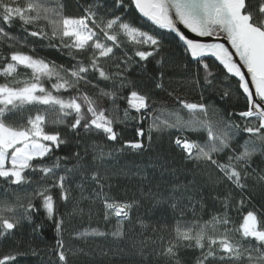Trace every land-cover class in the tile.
Masks as SVG:
<instances>
[{"label": "snow or ice", "instance_id": "1", "mask_svg": "<svg viewBox=\"0 0 264 264\" xmlns=\"http://www.w3.org/2000/svg\"><path fill=\"white\" fill-rule=\"evenodd\" d=\"M79 7V15H67L63 0H0V244L42 212L55 223L56 264H69L59 206L73 204L69 221L83 214L72 196L79 180L75 187L81 192L86 183L93 185L91 196L80 199L99 202L97 214L108 227L77 232V238L124 240L137 225L146 230L150 225L133 212L142 200H154L168 202L176 215L172 225H151V234L140 233L139 246L133 245L139 264L145 256L181 264L182 249L199 253L191 264H264V205L257 207L246 195L250 182L264 188V0H85ZM180 25L198 37L217 39L189 38ZM168 34L183 42L188 63L196 65L190 83L199 89L196 102L168 92L180 106L171 111L162 103L156 107L149 85L132 78L150 60L163 66ZM42 52H54L64 62ZM209 58L218 61L221 72L212 71ZM21 68L25 75L18 78ZM164 75L160 71L151 80L155 89H164ZM229 79L236 80L245 103L243 110L225 113L206 102L205 94L221 102L231 99V88L223 87ZM164 112L170 119H161ZM130 121L136 122V138L122 140L118 127ZM164 133L192 165L193 179L171 185L167 196L151 184L147 191L138 188L139 199L111 195L106 161L126 150L149 151L155 134ZM91 136L107 143H86ZM69 137L76 150L62 155ZM195 175L205 184L198 185ZM222 185L225 190L211 197L220 209L203 219L196 206L203 210L204 197L195 196ZM185 200L192 207L190 220ZM232 212L240 218L238 227ZM21 255L10 251L0 264H16Z\"/></svg>", "mask_w": 264, "mask_h": 264}, {"label": "trees", "instance_id": "2", "mask_svg": "<svg viewBox=\"0 0 264 264\" xmlns=\"http://www.w3.org/2000/svg\"><path fill=\"white\" fill-rule=\"evenodd\" d=\"M65 4V13L67 15H79L80 5L85 3V0H63ZM18 29L19 25H15ZM41 55H48L52 59H57L58 62H64L58 54L54 52L44 53ZM164 57L163 66L157 65L155 60H150L143 70L137 68L132 73L134 80L143 81L149 85L153 100L157 102L155 105L159 107L160 104L167 106L171 111L173 108L178 109L180 106L174 99L170 97L168 92L175 90L174 95L180 96L191 102L199 100V89L190 83L191 74L195 70V64H189L188 58L183 53V44H181L172 34H168L165 40V50L161 53ZM159 59V57H157ZM213 72H221L222 68L214 61L208 59L207 61ZM188 64V68L184 67ZM160 71L164 72V89H155L151 80L157 77ZM20 77L23 78L25 70L20 69ZM203 76V72H201ZM222 79L218 77L219 81ZM104 85H101L103 87ZM224 88H231L232 98L223 102L219 101L215 94L211 97L206 93V102L215 103L217 108L221 112H228L235 109L236 111L243 110L244 97L237 91V84L235 79H229L227 83L223 85ZM90 91V90H89ZM222 91V89H220ZM124 95H127V90ZM120 107L123 109L127 107L126 101H118ZM108 106V105H106ZM132 115H135L133 110ZM161 115V119H170L168 112H164ZM181 115L187 119L188 114L186 111H182ZM147 127V122L144 124ZM61 131L68 135L67 130L61 128ZM136 122L130 121L129 123L119 126L118 131L121 133L122 140H132L136 138ZM173 132L171 135H176ZM169 133L155 134V142L149 151L136 154L127 151L118 156L114 160H107L106 166L109 174V181L112 185L111 195L118 199H139L138 188L143 185L145 191L147 186L151 184L153 190H156V185H159L160 191L165 196L168 195V189L173 184H184L188 180L193 179V174H190L192 169L191 164L183 162L180 154L171 146L169 140ZM69 147L65 148L60 154H70L75 151V139L71 138ZM244 139H247L245 136ZM97 140L98 142H104L103 137L91 136L85 141ZM238 143H243V139ZM119 145H109V147H118ZM235 146V145H234ZM81 151L83 148L80 149ZM89 159L91 157L89 156ZM257 161L259 157L256 158ZM161 165H165L169 170L175 169V174L170 171H165ZM255 166V165H254ZM264 167V165H262ZM139 170V174H137ZM147 177V179H144ZM195 180L198 185L205 184V179L201 175H195ZM75 183H79L76 180L73 183L72 196L75 200L79 201V208L83 209V214H73L69 221L67 214L72 213L73 204L69 203L67 206L61 204L59 206V214L65 216V227L67 231L64 232L65 247L71 250L69 254V264H139L140 256L136 254L133 245L139 246L140 233L143 231L145 234H151V225L167 224L172 225L174 223V216L176 213L169 206L168 202H162L156 204L154 200H142L141 207L134 210V218L139 215L143 218L150 227L146 230H142L138 225L134 229L129 230L128 236L124 240L104 239L101 237H90L87 240L80 239L75 236L77 232H83L90 228H100L106 230L108 226L104 225L102 215H98L97 212L100 209L99 202L92 204L88 199H80L81 195L84 197L91 196L92 187L91 183H86L83 192L79 188L75 187ZM230 187V186H229ZM249 187L251 192L246 193L252 197L253 204L257 207L264 205V188L260 185H255L250 182ZM224 186L212 190L205 187V190L195 196L196 200H199L201 195L204 197L205 207L201 210L200 205L197 204V214L203 216V219H209L210 213L220 209L219 203H214L211 199L212 195L216 193H222ZM237 199L240 194L233 192ZM180 195L179 192L176 193ZM234 203V202H233ZM186 205V216L190 220L192 219V207L187 201H184ZM252 207V205H248ZM89 209L92 211L91 218L89 217ZM235 226L238 227L240 218L237 213H231ZM114 223V221H113ZM39 226V228H37ZM34 229H36L34 231ZM168 235L167 232L164 233ZM239 239V236L236 237ZM57 233L55 229V223L53 220H49L42 212L40 215L33 218V223L29 224L25 222L17 231L16 234L9 240L0 244V257L10 251H19L24 255H21L16 264H56L57 257L55 256L53 249L56 245ZM123 250V254L121 251ZM199 253L194 250H181L179 253L181 264H191L193 258ZM145 264H166L164 260H156L154 257H144Z\"/></svg>", "mask_w": 264, "mask_h": 264}, {"label": "water", "instance_id": "3", "mask_svg": "<svg viewBox=\"0 0 264 264\" xmlns=\"http://www.w3.org/2000/svg\"><path fill=\"white\" fill-rule=\"evenodd\" d=\"M180 27L182 28V30L185 31L186 35L189 36V38L192 39H199V40H203V41H215L217 38L216 37H198L195 33H191L190 31H188L187 29H183V26L180 25ZM174 36V34H172ZM175 37V36H174ZM176 38V37H175ZM177 39V38H176ZM178 40V39H177ZM179 41V40H178ZM181 44H183V42L179 41ZM220 42H225L227 43L222 37ZM210 60L214 61L217 65H219L218 61H215L214 58H209ZM220 66V65H219ZM222 68V66H220ZM246 71V69H245Z\"/></svg>", "mask_w": 264, "mask_h": 264}]
</instances>
